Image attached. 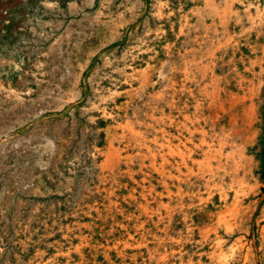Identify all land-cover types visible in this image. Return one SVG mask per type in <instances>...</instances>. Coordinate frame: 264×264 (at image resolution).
<instances>
[{"label": "rangeland", "instance_id": "rangeland-1", "mask_svg": "<svg viewBox=\"0 0 264 264\" xmlns=\"http://www.w3.org/2000/svg\"><path fill=\"white\" fill-rule=\"evenodd\" d=\"M0 264H264V0H0Z\"/></svg>", "mask_w": 264, "mask_h": 264}, {"label": "bare ground", "instance_id": "bare-ground-1", "mask_svg": "<svg viewBox=\"0 0 264 264\" xmlns=\"http://www.w3.org/2000/svg\"><path fill=\"white\" fill-rule=\"evenodd\" d=\"M194 137V136H193ZM191 140V139H190ZM183 143V142H182ZM193 144V143H192ZM197 144V143H196ZM202 147V146H201ZM199 148V147H198ZM198 150H200V149H198ZM227 157V156H226ZM191 159V158H190ZM179 164V163H178ZM115 246V245H114Z\"/></svg>", "mask_w": 264, "mask_h": 264}]
</instances>
